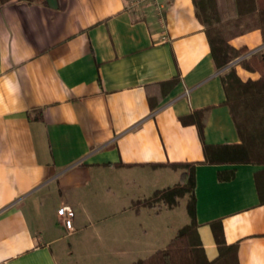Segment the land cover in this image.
<instances>
[{
    "label": "crops",
    "instance_id": "crops-1",
    "mask_svg": "<svg viewBox=\"0 0 264 264\" xmlns=\"http://www.w3.org/2000/svg\"><path fill=\"white\" fill-rule=\"evenodd\" d=\"M135 1L0 6V264H130L149 256L179 228L169 230L163 213L181 200L137 211L132 201L178 180L168 162L203 158L196 126L179 116L211 106L204 142L239 141L221 104L223 69L192 1ZM230 44L250 53L264 41L255 29ZM148 90L159 99L154 109ZM228 167L194 168L204 253L218 254L209 221L220 219L226 242L239 241L238 263L264 264L258 166L237 164L233 179L219 181L217 170ZM62 205L74 212L71 231L57 216Z\"/></svg>",
    "mask_w": 264,
    "mask_h": 264
},
{
    "label": "trees",
    "instance_id": "trees-1",
    "mask_svg": "<svg viewBox=\"0 0 264 264\" xmlns=\"http://www.w3.org/2000/svg\"><path fill=\"white\" fill-rule=\"evenodd\" d=\"M10 0H0V6ZM26 3L42 0H20ZM196 18L203 26L210 54L216 70H220L235 58L242 57L237 65L256 74L242 78L231 66L220 74L224 91L221 104L228 107L239 137L235 143H206L203 129L205 113L211 106L194 109L179 116L182 124H194L201 141L203 158L200 161L168 162L170 168L179 170L178 180L172 185L155 189L149 196L132 201L136 211L140 207L171 209L185 198V210L189 221L180 226L168 243L145 258L130 264H239L238 243L226 242L221 220L209 221L218 254L208 259L204 253L195 219L194 168L196 164L230 165L217 170L219 181L234 178L235 165L258 166L254 172V184L259 203H264V46L248 53L245 45L234 47L230 40L252 30H259L264 41V0H191ZM177 77L167 83H174ZM146 86V90H147ZM151 109L158 103L148 90Z\"/></svg>",
    "mask_w": 264,
    "mask_h": 264
},
{
    "label": "rangeland",
    "instance_id": "rangeland-1",
    "mask_svg": "<svg viewBox=\"0 0 264 264\" xmlns=\"http://www.w3.org/2000/svg\"><path fill=\"white\" fill-rule=\"evenodd\" d=\"M262 48V47H261ZM243 57V56H242ZM242 57H238L235 58L234 60L230 61L226 66H224L223 68H221V70L223 69V72L227 71V69L231 66L239 67L237 65L238 61L242 58ZM241 68V67H240ZM248 74H250V77H255L256 74L254 73H250L247 71ZM181 203L180 205H178L177 207H175V209L173 211H165V213H163L164 215V219L167 222V226L168 229L172 231V229H177L178 227H180L181 225H183L184 223H186L189 219L188 214L185 210V198L180 199Z\"/></svg>",
    "mask_w": 264,
    "mask_h": 264
},
{
    "label": "built area",
    "instance_id": "built-area-1",
    "mask_svg": "<svg viewBox=\"0 0 264 264\" xmlns=\"http://www.w3.org/2000/svg\"><path fill=\"white\" fill-rule=\"evenodd\" d=\"M137 3V0L134 2V4ZM57 216L62 223V225L68 230L71 231L73 229V218H74V212L71 208L62 205L57 208Z\"/></svg>",
    "mask_w": 264,
    "mask_h": 264
},
{
    "label": "water",
    "instance_id": "water-1",
    "mask_svg": "<svg viewBox=\"0 0 264 264\" xmlns=\"http://www.w3.org/2000/svg\"><path fill=\"white\" fill-rule=\"evenodd\" d=\"M263 46H264V44H263L261 47H263ZM253 52H254V51H252V52H250V53H253ZM228 65H229V64H228ZM228 65H227V66H228ZM227 66H226V67H227Z\"/></svg>",
    "mask_w": 264,
    "mask_h": 264
}]
</instances>
